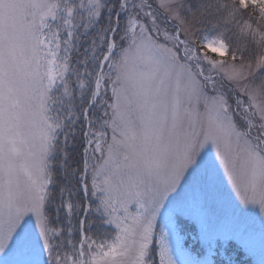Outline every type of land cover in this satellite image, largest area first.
<instances>
[{
  "label": "snow or ice",
  "instance_id": "obj_1",
  "mask_svg": "<svg viewBox=\"0 0 264 264\" xmlns=\"http://www.w3.org/2000/svg\"><path fill=\"white\" fill-rule=\"evenodd\" d=\"M0 264H264V0H0Z\"/></svg>",
  "mask_w": 264,
  "mask_h": 264
}]
</instances>
